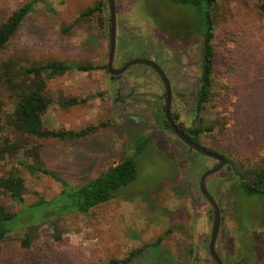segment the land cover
I'll return each mask as SVG.
<instances>
[{"label":"rangeland","instance_id":"374dc122","mask_svg":"<svg viewBox=\"0 0 264 264\" xmlns=\"http://www.w3.org/2000/svg\"><path fill=\"white\" fill-rule=\"evenodd\" d=\"M99 1L105 0H0V10L9 13L24 4H32L13 36L8 53L25 64L57 59L104 66L110 49L107 8L102 20L94 14L78 21L69 32L64 30L87 7ZM118 9L121 22L131 28L121 39L126 62L145 55L146 35L154 46L161 42L173 45L172 36L200 41L208 32V17H212L216 56L213 88L206 109L197 117L178 102L175 108L180 107L179 119L185 126L197 124L199 118L206 128L215 125L203 135L206 147L221 152L236 164L262 161L264 13L257 1L219 0L210 14L205 4H181L173 0H119ZM132 31L135 36L143 37L137 44L129 39ZM198 49L199 46H193L192 53L196 54ZM136 67H142L137 70L138 76L155 77L147 71L144 74L143 68L149 67L142 64ZM191 72L197 71L193 68ZM135 83L142 86L140 91L149 88L161 93L153 79L133 77L132 84ZM114 86L117 83L109 80L103 68L89 72L71 70L49 81V88L57 97L45 116L50 128L99 127L86 137L43 140L40 161L27 159L58 177L32 173L16 158L2 163L0 174L16 169L23 172L28 190L25 205L40 199L51 202L22 208L12 225L24 228L0 241V264H105L113 258L123 260L136 249L158 240H161L158 245L120 264H195L192 259L198 256L203 264H208L207 255L198 253L197 243L203 231L209 233L211 220L205 210L207 204L198 200L197 183L190 179L191 165L183 159L178 144L169 141L168 137H173L171 131L158 130L157 125L144 131L151 120L144 117L145 112L141 113L147 110L146 103L142 101L134 107L118 104ZM71 96L90 97L86 103L68 108L59 103L60 98ZM134 112L143 117L135 118ZM127 156L134 157L137 163L138 175L134 181L122 187L115 198L86 213H67L74 190ZM213 164L215 161L209 158L203 161V167ZM64 181L68 186L62 193ZM238 182L234 175L221 189L224 222L229 231L226 241L233 242L231 247L239 251L233 264H264V251H256L252 237L244 231L236 234L238 231L234 230L236 218L242 225L248 222L254 225L264 211L259 196L247 197L240 188L233 189ZM0 200L17 211L22 207L2 192ZM28 236L30 245L25 247L22 242ZM237 238H241V245Z\"/></svg>","mask_w":264,"mask_h":264},{"label":"trees","instance_id":"16d2710c","mask_svg":"<svg viewBox=\"0 0 264 264\" xmlns=\"http://www.w3.org/2000/svg\"><path fill=\"white\" fill-rule=\"evenodd\" d=\"M173 1L191 5L205 4L208 7V14H210L211 9L219 0ZM256 1L262 13H264V0ZM31 5L30 3L24 4L11 13L6 10H0V167L6 160L16 158L32 173L38 171L58 177L44 166L31 163L27 159L32 157L35 161H40L39 158L44 146L43 140L86 137L90 133L95 132L99 126L89 125L79 130L50 128L45 122V116L49 108L55 103L57 97L50 90L49 81L63 76L71 70L89 72L101 68V66L89 61H64L57 59L37 64H25L14 55L8 53L13 36L29 14ZM94 13L98 14L101 20L103 19L102 1H99L95 6L87 7L64 30L69 32L78 21L90 17ZM208 18V32L204 37L201 98L199 99V103L208 100L213 88L216 51L212 43L214 36L213 20L211 16ZM89 97L71 96L69 98H60L59 103L63 107L68 108L80 103H86ZM174 119H177L176 115H174ZM179 126L193 140L199 142L202 133L206 130H212L215 125L209 126V128L204 127L200 123L189 128H185L183 124H179ZM209 149L219 152L212 148ZM219 153L222 154L221 152ZM224 156L227 158L226 155ZM231 162L241 177V180L237 184L238 187L235 185L234 188H240L248 196H259L264 207V156L262 161L250 164ZM137 175V163L132 156H127L123 160L110 165L98 177L70 194V210L67 213H86L93 207L112 200L117 196L119 190L134 181ZM66 186L68 184L64 181L62 193L65 192ZM27 191L25 176L21 170L16 169L5 174H0V192L10 195L15 201L22 204L21 209L17 211L0 200V241L5 240L11 232L24 228V226L18 227L12 225L19 217V213L24 206H41L43 203L51 202L40 199L36 203L25 205V194ZM59 195L54 199L57 200ZM43 209L44 212L47 211V208ZM48 214L47 212L46 215ZM46 218H42L40 222ZM262 219L264 221V211ZM159 242L161 240L136 249L123 260L113 258L105 264L130 262L135 254L150 246H156ZM22 243L25 247H29V236Z\"/></svg>","mask_w":264,"mask_h":264},{"label":"flooded vegetation","instance_id":"af4514ba","mask_svg":"<svg viewBox=\"0 0 264 264\" xmlns=\"http://www.w3.org/2000/svg\"><path fill=\"white\" fill-rule=\"evenodd\" d=\"M103 3V11L105 8L109 10V17L107 21V26L110 30V49H111V14H110V6L109 1L105 0ZM125 4V3H124ZM116 7H117V41H116V53L115 58L112 64V70H121L129 61L126 62L123 55L125 54V48L122 46L121 39L125 37L126 30L131 29L129 27H126L124 23H122V19H119V0H116ZM96 14V13H94ZM93 14V15H94ZM92 15V16H93ZM91 16V17H92ZM124 24V26L122 25ZM171 36V35H170ZM140 38V40L143 37H140L139 35H136L132 31V35L130 34L129 39H131V43L137 44V40ZM144 38H148L147 45L144 46V53L143 57L152 59L155 62H157L161 68L165 71L167 74L172 88V99H171V114L174 119V115L177 116V119L175 120L177 125L183 124L180 121L181 114L179 112L180 107L175 108V102H178L181 104V106H185L188 108V112L194 113L197 117L200 115L201 112H204L206 109L205 105L209 101V98L207 101H204L203 103H199V99L201 98L200 95V89H201V77H202V64H203V56H204V38L200 39L198 42H194V39L189 38L185 39V37H178L174 39L173 45H168L167 43H160L159 46H154L152 40L150 39L148 35L144 36ZM151 40V42L149 41ZM151 47V49L148 50V47ZM193 46H199L200 49L196 51V54L192 53ZM110 49H109V57L107 60V64L104 66H101L105 73L109 76V80L112 82H116L117 86H114L112 89L115 92V102L118 104H129L131 107H134V105H139L140 102H145L147 107L146 111H142L141 113L145 112L146 114H143L144 117L151 119L149 122V125L144 129V131L151 125H157V129L161 130L166 128L168 131H171L173 134V137H168L169 141L177 143L182 151V156L185 161L191 165L192 169L189 172V176H191V180L197 183L198 190H197V197L198 200H201L202 202L207 204V207H205L206 211L208 212V218H210L211 222L209 223V228L211 224V229H208L209 233H205L203 231L199 236L198 241V253L207 255L208 257V264H219L218 261L213 256L212 248H211V242H212V232H213V226H214V215L211 211V206L208 202V200L205 198L201 191L200 181L202 175L210 168L216 166L218 164V160L210 158L203 153L191 149L190 145H188L184 140H182L176 131L172 128L170 121L168 119L167 114V99H168V93L167 88L164 84V81L162 77L159 75V73L152 67L148 65L149 68H143L144 74L153 73L155 77H149V76H138L137 70L138 68L142 67H136V65H131L130 67L117 71L112 72L109 68V61H110ZM151 53V55H149ZM142 58V57H141ZM135 59V58H133ZM160 60V62L158 61ZM131 61V60H130ZM143 65V64H142ZM197 66V67H196ZM196 67V68H195ZM195 69L197 72L192 73L191 70ZM147 71V72H146ZM134 77L135 80H155L160 89L161 93H157L151 89L148 88L149 91H140L142 89V86H140L139 83L132 84V78ZM210 97V96H209ZM129 101V102H128ZM128 105V106H129ZM141 108V106H139ZM134 117L139 119L143 117L141 114H138L136 112L133 113ZM203 119L199 118V121L197 124L203 125ZM195 124V125H197ZM192 126H185V128L193 127ZM179 128L195 143L208 148L204 145L202 142L203 135L206 133L204 131L202 133V137L199 140V142L193 140L180 126ZM165 129V130H166ZM209 149V148H208ZM211 150V149H210ZM204 155L205 157L199 158L200 154ZM211 159L215 161V164L209 167H203V161L205 159ZM227 164L224 165L217 173L212 175L207 179V187L210 191V193L216 198L220 210H221V222H220V228L216 237L215 242V252L219 255L220 259L222 260L223 264H233L235 260H233L238 255L237 249L234 251V244L233 242L230 244L226 241V238L229 234L228 229H226L225 222H224V208H223V192L221 191L223 184L230 180L234 175L238 178V181L241 180V177L239 173L236 172L235 167L232 165V162L227 158ZM228 167H231V169H228ZM195 172V173H194ZM215 176H219L218 179H216ZM216 179V180H215ZM237 185V183H235ZM234 185V186H235ZM233 186V189H234ZM238 187V185H237ZM247 197H250L246 195ZM236 213V212H235ZM237 217V214H236ZM234 227L235 231L237 233H240V231L246 232L248 235H250L253 239L252 245L253 247L260 252L264 251V221L261 219L259 221H256L254 225H251L249 222L247 225H242L239 223V221L236 218V222ZM237 223L239 225H237ZM250 225L252 227H250ZM238 236V235H237ZM232 237L229 236L228 240L231 241ZM239 245H241V238H237ZM238 245V244H236ZM230 247V249H229ZM236 248V247H235ZM192 253L194 252L191 250ZM232 251V252H229ZM226 252H229L230 254L227 255ZM200 254V255H201ZM231 255V256H230ZM242 257V255L240 256ZM232 259V260H231ZM202 258L198 256L196 259L193 257L192 263L195 262V264H203L201 262Z\"/></svg>","mask_w":264,"mask_h":264},{"label":"water","instance_id":"95a60500","mask_svg":"<svg viewBox=\"0 0 264 264\" xmlns=\"http://www.w3.org/2000/svg\"><path fill=\"white\" fill-rule=\"evenodd\" d=\"M109 1V6H110V14H111V49H110V61H109V68L112 72H117L124 70L131 65H136V64H143V65H148L152 68H154L159 75L162 77L164 84L167 88V93H168V99H167V114H168V119L170 121V124L172 128L176 131L178 136L184 140L188 145H190L191 149H195L204 155L218 160V164L210 169H208L201 177L200 181V186H201V191L205 198L208 200L210 206H211V211L213 212L214 215V226H213V232H212V242H211V248L213 252V256L215 259L218 261L219 264H223L222 260L220 259L219 255L215 252V242H216V237L220 228V222H221V210L220 206L216 200V198L210 193L208 187H207V179L217 173L224 165L227 164V158L220 154L219 152H215L213 150H210L208 148H205L195 142H193L177 125L176 121L173 119L172 114H171V99H172V88H171V83L170 80L165 73V71L161 68V66L155 62L152 59H148L145 57L142 58H135L129 61L121 70H112V64L115 58V53H116V41H117V7H116V0H108ZM228 169H231V167H228Z\"/></svg>","mask_w":264,"mask_h":264}]
</instances>
